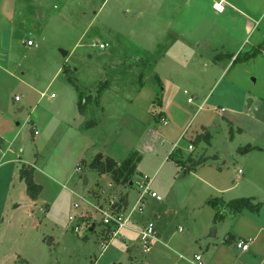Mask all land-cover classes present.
<instances>
[{
	"label": "rangeland",
	"instance_id": "374dc122",
	"mask_svg": "<svg viewBox=\"0 0 264 264\" xmlns=\"http://www.w3.org/2000/svg\"><path fill=\"white\" fill-rule=\"evenodd\" d=\"M263 41L264 0H0V264H168L158 241L141 245L149 220L172 237L166 252L203 251L196 234L210 200L244 197L242 180L264 168ZM148 126L166 140L111 191L132 207L146 174L163 200L148 197L102 240L87 201L112 180L90 163L99 152L122 162ZM189 157L205 161L187 173ZM22 163L35 167V200Z\"/></svg>",
	"mask_w": 264,
	"mask_h": 264
},
{
	"label": "crops",
	"instance_id": "0c3cea01",
	"mask_svg": "<svg viewBox=\"0 0 264 264\" xmlns=\"http://www.w3.org/2000/svg\"><path fill=\"white\" fill-rule=\"evenodd\" d=\"M263 42L261 46L263 45L264 47ZM261 49L263 50L264 48ZM252 102L253 101H251L250 105ZM77 115L84 117L85 113L80 114V112H77ZM164 140H166L165 136L154 128V126H148L142 131L136 145H134L135 150L139 155L142 154L152 157L156 154L161 143H164ZM1 143L0 138V145ZM255 148L261 149L260 147ZM99 153L104 156L111 157L107 153ZM84 160L86 159L82 158V161L79 162H83ZM116 161L120 162L118 160ZM186 161L187 158L184 160V164L187 166L184 170L187 173L191 172L190 169L195 170V168H190L191 166ZM24 164L25 163H22V165ZM258 169L261 168H253L250 171V175L246 176L244 180H242V183L248 182L249 184L247 185V193L244 197L246 196L245 198L251 199L256 207L253 205L251 209L244 208L234 215H224L222 212L216 215L214 205L211 204L214 200H210L209 206L211 207V210L206 212L203 222L199 226L198 233L196 234V237H198V240L200 241L199 247L202 248L203 251L194 252L193 258L182 256L174 246L170 248L172 251L171 253L162 249L163 246H169L165 240L173 242V239L170 237L164 226L161 225L160 228H156L158 232V242L162 245L156 248L155 254L158 255V258H164V260L167 258L168 264H198V261L195 259V255L201 256L203 264H264V168L261 170ZM239 171L240 169L238 170V173H242V171ZM193 175H196V173L194 172ZM86 182L87 181H85V183ZM204 182L208 186L211 185L207 181ZM240 183L233 184L225 189L217 187H213V189L217 193H224L223 190L236 187ZM219 201L226 205L230 200L220 199ZM222 210L226 209H221V211ZM153 215V217H159V213L155 212ZM213 227H215V231H212ZM210 229L211 232L208 233ZM228 236H230L232 240L230 243L225 242ZM238 241H245L248 243L249 248L247 250H242L237 246ZM177 245L178 244L175 242V246ZM177 254L179 258H173V256ZM148 264H150V262Z\"/></svg>",
	"mask_w": 264,
	"mask_h": 264
},
{
	"label": "built area",
	"instance_id": "2783aa9c",
	"mask_svg": "<svg viewBox=\"0 0 264 264\" xmlns=\"http://www.w3.org/2000/svg\"><path fill=\"white\" fill-rule=\"evenodd\" d=\"M27 45L35 46L33 40H28ZM101 48H106V44L100 43ZM185 93H187L185 91ZM53 95V94H52ZM15 100H20L18 95L15 96ZM188 101L191 102L192 99L188 98ZM224 110V108H221ZM163 124H167L165 118H162ZM34 133H38L37 129L34 130ZM192 144L188 145V149H192ZM241 172V170L239 171ZM130 184H132L130 182ZM138 185V196L132 207H129L127 199L121 200L115 192H112L111 189L116 185L113 181L109 184L108 188H101L99 190V197L93 199V201H87V203L92 206L97 212L101 214V238L102 240L108 241L110 238L115 237L120 230L127 228L132 222V219L136 213H141L144 208V204L148 197L155 198L158 201H162L163 198L156 191L151 188L152 178L146 174H142L139 177V181H136ZM112 186V187H111ZM74 207H78V204L75 203ZM43 211V208H40ZM74 216H69V220H73ZM95 226V223H93ZM78 226L75 227V231H78ZM139 240L145 252H149L153 246V243L158 241V232L156 226L152 220H149L146 225H144L139 231ZM237 246L242 250H247L249 248L248 243L245 241H238ZM196 261L198 264H203L200 255H195Z\"/></svg>",
	"mask_w": 264,
	"mask_h": 264
},
{
	"label": "trees",
	"instance_id": "16d2710c",
	"mask_svg": "<svg viewBox=\"0 0 264 264\" xmlns=\"http://www.w3.org/2000/svg\"><path fill=\"white\" fill-rule=\"evenodd\" d=\"M255 53H252V55ZM64 71L67 74V80L70 83L76 85L74 78L69 75L71 72L69 67H65ZM88 102H90L89 96H86L84 98L82 96V93H80L79 94V107H78L80 114L85 113ZM203 137H204V134L200 138H203ZM200 138L198 137L197 140ZM243 150L249 151L251 150V146H246L242 148V151ZM140 160H141V155H139L137 151H133L132 153H130L129 156L126 159H124L122 162H117L116 160H114L113 158L109 156H104L103 154L98 153L94 157L92 162L90 163V166L93 169H95L99 174H109L111 176V180L115 184L126 185L130 183L136 171L137 163ZM204 161L205 159L203 157H198L197 159L189 157L187 162L189 163L191 167H195L197 165L202 164ZM19 175H20L21 180H23L26 183L27 192L30 198L33 200L37 199L39 193L42 190V187L41 185L36 184L34 181V167L31 165H25V164L22 165L19 169ZM211 204L214 205V208L216 210V215L220 214L221 212L224 215L225 214L234 215L244 208L251 209L253 205L254 207H256L255 204H253L251 199L245 198V197L232 199L226 205H224L220 201H212ZM221 209H226V210L221 211ZM231 241L232 240L230 236H228L225 242L230 243Z\"/></svg>",
	"mask_w": 264,
	"mask_h": 264
},
{
	"label": "water",
	"instance_id": "95a60500",
	"mask_svg": "<svg viewBox=\"0 0 264 264\" xmlns=\"http://www.w3.org/2000/svg\"><path fill=\"white\" fill-rule=\"evenodd\" d=\"M38 13H39V17H41L42 16V10H38ZM61 52H62V54L65 56L66 54H67V52L66 51H64V50H61ZM249 102L251 103V100H249ZM94 227V224H93V226H92V228ZM91 228V229H92ZM212 231H215V227H213L212 228Z\"/></svg>",
	"mask_w": 264,
	"mask_h": 264
}]
</instances>
